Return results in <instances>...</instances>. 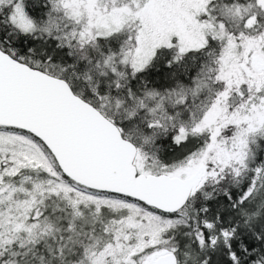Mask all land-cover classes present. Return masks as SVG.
<instances>
[{"label":"snow or ice","instance_id":"obj_1","mask_svg":"<svg viewBox=\"0 0 264 264\" xmlns=\"http://www.w3.org/2000/svg\"><path fill=\"white\" fill-rule=\"evenodd\" d=\"M0 264H264V0H0Z\"/></svg>","mask_w":264,"mask_h":264}]
</instances>
